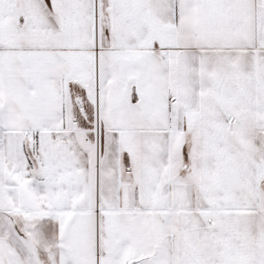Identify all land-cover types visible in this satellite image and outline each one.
I'll use <instances>...</instances> for the list:
<instances>
[{"label": "snow or ice", "instance_id": "1", "mask_svg": "<svg viewBox=\"0 0 264 264\" xmlns=\"http://www.w3.org/2000/svg\"><path fill=\"white\" fill-rule=\"evenodd\" d=\"M0 264H264V0H0Z\"/></svg>", "mask_w": 264, "mask_h": 264}]
</instances>
